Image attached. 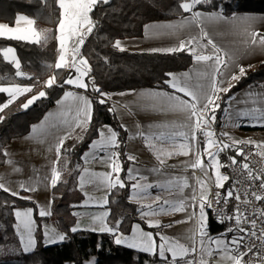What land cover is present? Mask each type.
Wrapping results in <instances>:
<instances>
[{
  "label": "trees",
  "instance_id": "1",
  "mask_svg": "<svg viewBox=\"0 0 264 264\" xmlns=\"http://www.w3.org/2000/svg\"><path fill=\"white\" fill-rule=\"evenodd\" d=\"M182 0H109L98 4L90 13L95 23L93 31L86 37L80 49V55L86 57L90 71L86 76L87 91L92 100V116L87 123V131L75 126L64 139L58 162L60 178L51 191V214L39 215L38 203L28 191H20L17 196L0 190V264H86L97 257L96 264H172L168 256L165 261L159 255H153L115 242L110 232H98L89 229L72 231L77 220L76 207L84 200L83 189L79 185L80 174L84 168V153L90 143L98 137V130L104 124L110 125L118 134L115 152L119 153L118 165L122 166L119 179L125 187L111 188L108 208V223L122 233H129L136 222L141 223L155 234L161 233L149 227L140 216L138 204L131 200L132 182L128 178L127 144L128 130L119 120L111 96L117 93L131 92L142 87L169 89L167 74L186 70L194 63V57L186 49L175 52L133 51L114 47L115 41L127 37H140L149 22L181 18L190 13L179 8ZM194 10L218 11L226 16L241 12L264 13V0H206ZM19 15L33 18L42 37L40 42L0 37V84L33 85L31 92L13 100L7 108L0 111V167L6 162V151L10 141L27 135L32 126L40 121L45 113L56 105L68 84L64 81L72 76L74 68L56 69L58 46L56 41L60 9L56 0H0V22L14 25ZM8 46L15 48L20 67L25 74L17 77L18 69L3 57L2 50ZM26 73L30 74L27 76ZM55 77V84L46 87V81ZM31 77V78H28ZM229 92L220 93L215 111V128L219 129L229 104V97L236 96L248 87L264 85V61L245 68V75ZM98 88L100 91H94ZM44 89L46 96L28 111L22 110V104L28 97ZM101 93L107 94L101 96ZM103 99L104 103H99ZM9 100L6 93H0V105ZM123 125V127H122ZM246 129H264L247 126ZM82 137V138H81ZM201 138V134H200ZM202 143V142H201ZM236 149L220 152V160L229 179L224 181L223 192L231 189L233 181L227 164L229 158L236 156ZM239 157V156H236ZM116 178V174H114ZM30 206L35 209L37 245L32 251L22 249L17 229L15 209ZM209 211V231L220 233L231 225L229 217L223 213L216 215ZM52 222L66 236L62 242L46 244L43 223ZM119 222V223H117ZM158 242L160 241L157 236ZM185 259H177L182 264Z\"/></svg>",
  "mask_w": 264,
  "mask_h": 264
},
{
  "label": "crops",
  "instance_id": "2",
  "mask_svg": "<svg viewBox=\"0 0 264 264\" xmlns=\"http://www.w3.org/2000/svg\"><path fill=\"white\" fill-rule=\"evenodd\" d=\"M202 12L211 13L208 11ZM234 15L238 18L252 17V19L232 20L231 17H233V15L226 16L223 14V16L229 18L228 23L205 21L201 27L208 33L206 38H201V31L194 26L185 27L175 32H170L162 27L167 24H176L185 17L190 16L189 14L181 18L149 22L146 24L148 27L145 26L142 36L127 37L117 40L121 41V47L123 49L146 52L152 51L153 49L177 47L180 41H186L191 37H196V42L190 47L195 48L196 54L209 55L212 49L210 45H207V40L211 39L215 45L222 50V57L226 60L228 57H231V62L228 65L229 71H225V79H230L233 73L239 75V67L245 69L258 62L264 61V47L259 44L253 46L247 43L251 39L249 33L256 32L264 35V13L241 12ZM33 25L35 31H37L35 22ZM245 29H247V32H245ZM58 35L59 32L57 28L56 41L59 57ZM28 41H34V39ZM67 48L68 52L65 59L67 62L71 63L70 42H68ZM153 52L169 53L166 51ZM79 56L82 57L80 53ZM17 58L20 63L18 54ZM78 59L79 57L77 60ZM12 63L15 65V62ZM77 67L84 68V66L79 65L78 62ZM206 70L207 75H205ZM172 74L181 78L184 77V74H188L190 83L194 88L202 87L203 89L210 88L211 76L213 75L210 62L202 61L198 63L195 60L193 65L188 69L172 72ZM26 75L30 76L28 73H26ZM75 75L76 72L74 69L72 77L74 78ZM82 79L83 82L87 84L86 77ZM170 79L171 77H169L168 80ZM217 79H219V76H217ZM232 81L233 80H231V82ZM13 85L14 84H0V87H10ZM222 86L227 87V84L225 83ZM25 87H31L33 89V85H25ZM66 92H72L74 96L65 97ZM249 92L253 94L251 97L247 95ZM156 93L167 95H155ZM173 93L179 95L181 99L190 100L189 97L185 96L183 93L175 92L171 87L169 89L142 87L131 92L117 93L111 96L117 116L129 133L127 144L128 154L129 156L135 157V161H132L128 167V170L133 169L131 173L132 178H129L128 174L129 180L132 182V185H138L135 190L132 188L131 200L138 204L140 216L148 225L149 223L158 224V226L155 227L163 228L162 236L170 240L178 241L185 247L191 248L194 246L197 249L195 253H190L185 257V261L182 264H186L188 260L193 261V264H200L201 260H203L205 264H233L229 256L236 255L237 253L234 251H216L213 244L209 243V238L214 234H210V236L204 238L205 250H202L200 243L201 237L198 235L197 231L198 223L200 222V210L195 206L199 203L200 197V185L197 180L203 179L206 182V186L210 187L212 167H207L210 164V160L203 152L204 147H202L199 130L196 131V147L201 152V159L207 167L208 176H204L200 169H192L189 166L193 159H195L192 151H190L192 141L186 138L190 137L191 132L188 128L182 127V125L187 122L186 114L177 110H172L170 107L171 102L168 97L173 95ZM6 94L10 99L9 94ZM24 94L27 93L18 95L16 99ZM258 94H264V85L259 87H248L241 90L234 97L235 99L230 101L229 110L227 109L228 115L237 119H253L255 117L254 120L257 121L256 124H264L261 122L264 118L259 117V115H240V113L244 111L251 112L252 109H264V100H261ZM76 97H86L87 100L91 102L90 111L92 116V100L87 89L79 88L74 84L68 85L56 105L50 108L45 113L44 117L33 125L38 128L35 135L33 134L32 126V129L27 135L14 138L10 141L6 148V152L8 153L6 162L0 167V181L5 183L6 187L9 189L17 193L20 191H27L20 188L21 184L35 189L34 191L28 192H30L31 196L37 201L39 212L43 210L49 213L43 217H49L51 214V191L53 187L51 186L52 166L53 162L56 160L55 149L58 140L61 137H65V135L76 126L75 122L77 120L82 122L83 113L78 112L77 107L79 106L82 108L83 101H78ZM253 101H255V103H253ZM109 128L115 131L107 124L100 127V129H105L106 133ZM139 132H143L144 136L138 135ZM180 132H184L186 134L185 137H181L179 135ZM161 133H164V139L158 138ZM145 137H151L148 143H146ZM94 140H99V136ZM182 144L188 147L181 149L180 145ZM114 148L115 147H106L103 152H100L89 146L86 150L85 153H88V155L86 157L84 156V168L79 178V185L84 192V200L75 209L77 220L74 228H78V230L96 229L93 231L101 232L99 231V227L101 224L100 218L102 217L104 225L114 229V231L110 233L114 234L115 240L122 236L125 238V241L121 244L128 246V244L132 242L133 236L139 238L142 232H151L154 236V233L151 229L146 228L139 222L133 225L129 233H122L108 223V216L110 214L108 203L111 188H109L106 183L92 177L90 174H104L111 171L109 167V157L113 153H116ZM182 151H189V155L185 156L183 154H178ZM169 153L172 154L169 155ZM158 155L160 157L159 159H157ZM101 157H103V160ZM8 160H11L12 163H7ZM161 160L164 161L163 164L160 163ZM114 162L117 163V160ZM55 167L58 171V163L55 164ZM17 168L19 171H14V169ZM85 169L88 171L85 172ZM81 177H83V179H81ZM111 179L115 182L116 178L114 174ZM185 183L188 186L185 187ZM149 185H152V187H149ZM194 191L197 195V200L195 202L191 200ZM156 197H160V200L156 201ZM105 200H107V203H104ZM165 201H167V203H165ZM181 202H183L185 210L174 211L173 208L179 207ZM161 207L164 209L163 211H161ZM29 209L32 210L30 234L24 228L21 219H18L16 216L17 211L23 213ZM104 213H108V215L104 216ZM193 213L195 214L193 215ZM15 216L22 249L24 250L28 240L31 239L33 244L29 246L28 251H24L29 252L34 250L37 245V219L35 209L30 206L17 207L15 209ZM189 216L193 217L192 220L188 219ZM43 233L46 244H54L48 242V237L52 236L54 238L55 233L65 235L48 220H45L43 223ZM155 242L157 244L156 237ZM134 249L140 250L139 248ZM207 250L215 251L209 256ZM239 251L243 252L241 248ZM166 255L171 257L169 253H166ZM243 262L245 264L247 263L245 256L243 257Z\"/></svg>",
  "mask_w": 264,
  "mask_h": 264
},
{
  "label": "snow or ice",
  "instance_id": "3",
  "mask_svg": "<svg viewBox=\"0 0 264 264\" xmlns=\"http://www.w3.org/2000/svg\"><path fill=\"white\" fill-rule=\"evenodd\" d=\"M58 8L60 9V17L58 21V32L59 35L57 37L59 41V52L60 55L58 57V61L55 64L56 69L61 68H74L76 75L73 78L72 76H69L67 80L64 81L65 84L68 85H75L82 89H87L88 85L83 82V77H86L90 71V66H88V62L85 58L80 57V48L85 43L86 37L93 31V28L95 27L94 21L90 17V13L93 11V9L100 3H108L109 0H56ZM206 2V0H182V2L179 4V8L183 10L185 13H190V16L185 17L183 20L176 24H167L163 25L162 27L169 30L170 32H175L180 29H183L185 27H196L198 28L201 33V38H206L208 36V33L203 30L201 27L205 21L209 22H224L228 23L229 18L223 16L221 12H211V13H204L202 11H193V9L196 8V6L201 5L202 3ZM210 2V0H208ZM232 20L235 19H242V20H250L252 17H236L233 15L231 17ZM21 21L26 22L28 25H32L34 22L27 17L19 16L17 17L16 23L17 25L20 24ZM148 27V26H146ZM245 32H247V29H245ZM251 39L247 42L250 45H256L259 44L262 47H264V35H261L260 33L252 32L249 33ZM0 37H7L10 39H18V40H30L34 38L33 42H40L41 39L46 40V36L42 37L41 34L34 29L30 31L29 34H25L24 30H22L19 27H10L8 24H0ZM71 41V52H72V62L69 63L66 61L65 57L68 52L67 44ZM194 42H196V37H191L187 39L186 41H180L179 45L177 47L173 48H167V49H153L152 51H166V52H175V51H183L187 49L190 54L193 55L194 60L196 62H210V66L212 68L213 75L211 76V86L208 89H203L202 87H196L190 83V78L188 77V74H184V77H176L174 74L169 73L168 76L171 77L170 80L166 81L167 84L170 85L172 89L175 90V92L183 93L185 96L189 97L188 99H181L179 95H171L168 97L170 103V107L172 110H177L180 112H183L186 114V123L182 125V127H186L190 130L191 135L190 137H186L192 141V147L190 151H192V154L194 155L195 159L191 162L189 165L192 169H200L201 172L204 174V176H208L207 167L215 168V185L219 189L224 188V181H227L229 179L228 176L222 175L219 171L220 168L225 167L226 165H223L219 162L217 157L219 156L220 152H223L226 149H232L235 148L239 144H255L254 141L248 140V141H235L232 140L231 143H224L222 140L215 139V133L214 131L208 130L204 131L203 135L206 137L205 140V148L203 149L204 154L209 158L211 163L206 167L204 161L201 159V152L196 147L197 144V136L196 131L201 129V124H210L215 122V111L220 107V105L217 103V100L220 99V93H227L229 92L235 85L231 83V80L239 81L242 76L245 75V69L243 67H239V75L231 74L230 79H225V71H229L228 65L231 62V57H228L226 60L221 55V49H219L215 43L211 40H207V45L211 46V54L209 55H203V54H196L195 48L190 47ZM114 47L120 49L123 51L124 49L121 47V41L116 40ZM14 49L12 48H5L2 50L3 57L6 61L11 60L10 62H15V67L17 69L20 68L19 61L15 58L14 55ZM79 59L77 60V58ZM77 62L80 65H83L84 68L77 67ZM25 74L17 71L16 76H24ZM205 75H207V70L205 71ZM217 76H219V79H217ZM31 78V77H28ZM56 80L55 77H50L45 83L46 87H52L55 84ZM227 84V87H223L222 85ZM31 87H20V86H14V87H0V93H8L10 99L7 103L0 105V111H2L4 108H7L9 104L13 102V100L16 99L18 95H21L23 93L31 92ZM94 91L99 92L100 90L98 88H94ZM107 94L101 93V96H106ZM155 95H167V94H161L156 93ZM248 96H252L253 94L251 92L247 93ZM260 96L261 100H264V94H258ZM46 92L40 91L38 95L32 96L30 99L27 100L25 104L22 105L24 109H27L30 105H32L36 100L45 97ZM74 94L72 92H66L65 97H72ZM78 101H83V107H77L78 112L83 113L82 122L80 120H77L76 126L80 127L83 131H87V123L91 120V102L87 100L86 97H76ZM229 99H235L233 97H229ZM105 101L101 99L99 103H104ZM255 103V101H253ZM199 105V107H198ZM259 112L260 117H264V111H261L260 109H252L251 112L244 111L241 112L240 115L248 116L253 115L255 113ZM4 117L0 116V120H3ZM262 123H264V120H261ZM123 127V125H122ZM38 131L37 126H33V134L35 135ZM138 135L144 136L143 132H139ZM179 135L181 137H185L184 132H180ZM223 137L228 138L231 140V137L228 135V133H222ZM98 136L99 140H93L90 148L97 149L100 152H103L106 147H118L117 143V136L118 134L113 131L112 129H107V133L105 129L98 130ZM67 137H61L58 140L57 147L55 149L56 151V160L53 162L52 166V177H51V186H55L60 178V172L57 171L55 164L59 162L61 159L60 151L64 144V139ZM82 138V137H81ZM159 139H164L165 135L164 133H161L158 137ZM151 137H145L146 143L150 141ZM258 148H264V144L256 145ZM181 149H184L188 147L187 145H180ZM215 148V151H212V148ZM5 156L8 155V153L5 151L3 153ZM172 153H169L171 155ZM185 156L189 155V151H182L181 153ZM257 155H261L262 158H264V152L256 153ZM88 153H85L84 156L86 157ZM251 155L244 153L243 149L237 148L236 149V156H243L245 161L248 159V156ZM236 156L230 157L231 165H236L237 160ZM119 153H113L109 157V167L111 171L109 173L104 174H97L92 173L90 174L92 177L99 179L101 182H104L107 184L109 188L116 187L119 185L120 187H125V183L119 179V172L122 170V166L116 164L114 161L118 160ZM159 155L157 156V159H159ZM103 160V157H101ZM129 161H135V157L128 156ZM7 163L11 164L12 161L8 160ZM161 164L164 163L163 160L160 161ZM241 169L247 172V178L254 183L256 180H261L260 174H253V170L250 168L248 163H242L240 165ZM14 171H19V169H14ZM85 172L88 170L85 169ZM133 172V169L128 170L129 178L131 177V173ZM113 174H116L115 182L112 181L111 177ZM83 179V177H81ZM197 182L200 185V197H199V203L195 206L199 208L200 210V222L198 224L197 231L201 237L200 243L202 246V250L204 249V238L206 233L204 232V216H205V208H211L212 207V201L208 199L207 196V186L206 182L203 179H198ZM185 187L188 186L186 183L184 185ZM138 187L137 184H133L132 188L135 190ZM149 187H152V185H149ZM260 187L264 189V180H261ZM20 188L27 190V191H34V188L26 187L25 185L21 184ZM0 190L10 192L11 195L17 196L18 193L16 191H13L6 187L5 183L0 181ZM235 193V196H234ZM245 197L248 195V190L246 189L244 192ZM251 195L255 198V200L260 201L264 200V195L257 194L256 192H252ZM235 198L238 202L241 200V195L236 191L235 186L233 188L226 190L223 200L225 203L228 202L229 199ZM221 199L220 192H217L215 194V201L216 203H219ZM160 197H156V201H159ZM191 200L195 202L197 200V195L195 191L193 192V195L191 197ZM104 203H107V200L104 201ZM167 203V201H165ZM244 203H248V200L245 199ZM150 207V206H149ZM164 209L161 207V211ZM174 211H184L183 202L180 203L179 207L173 208ZM31 212L32 210L29 209L25 212H16V216L18 219H21V223L23 224L24 228L31 233ZM49 213L41 210L39 212L40 216L48 215ZM195 213H193L194 215ZM104 216L108 215V213H104ZM261 216H264V211L260 212ZM192 216H189L188 219L192 220ZM228 219L234 220L235 224L237 225L236 231L242 232L243 235L240 236H234L230 241H224L219 238L215 240L209 239L210 244H215L216 249L220 250L224 249L225 251L229 250V246H231V251L236 252V255L229 256V259L233 262V264H242L243 257L248 255L249 253L253 254L254 258L264 260V256H261L259 252H254V245L251 247H248L245 243L246 238L251 236L255 237L256 232L254 230H249L247 228L239 227L242 223L250 224L251 229L256 228V220H248V218L245 216V213L242 212L239 208V205L234 208L233 216L229 217ZM101 224L99 227V231L101 232H113V228H108L104 225L103 218H100ZM119 223V222H117ZM158 226V224H152L149 223V227H155ZM138 227V226H137ZM78 228H73L72 231H77ZM96 230V229H93ZM234 229H228L229 232H232ZM160 238V244L157 245L155 242V237L151 232H142L139 238L133 236L132 242L128 244L129 247L132 248H139L141 251L146 253H151L153 255H159V257L165 261L168 260V256L166 253L171 254L172 257V264H176L177 259H184L187 257L190 253H195L197 249L193 246L191 248L185 247L184 245L180 244L178 241L170 240L167 237L160 236L159 233L156 234ZM260 239L264 240V229L261 230V236ZM66 239L65 235L55 233L54 238L52 236L48 237V242L50 243H57L60 241H63ZM125 241V238L120 236L116 238L115 242L117 244H121ZM33 244V241L31 239L28 240L27 245L25 246L24 250L28 251L29 246ZM241 247H245V251L240 252L239 249ZM215 250H207L208 255H212V252ZM186 264H193V261L188 260L186 261ZM200 264H205L203 260L200 261ZM251 264V262H249Z\"/></svg>",
  "mask_w": 264,
  "mask_h": 264
},
{
  "label": "built area",
  "instance_id": "4",
  "mask_svg": "<svg viewBox=\"0 0 264 264\" xmlns=\"http://www.w3.org/2000/svg\"><path fill=\"white\" fill-rule=\"evenodd\" d=\"M69 42L71 44V41ZM242 149L244 153L251 154L248 156V159L245 161L243 156H239L236 157V165H231L230 160L227 164L229 173L233 181V186H235L236 191L241 195L240 202H238L235 198H232L229 199L227 203H225L223 200L225 192H223L221 189L217 188L215 185L212 184L209 190V200L212 201V207L210 208V211L216 215H221L225 213L228 217H231L233 216L234 208L239 205L240 210L245 213V216L248 218V220H256L255 229H251L250 224L244 223L243 221L239 226L247 228L249 230H254L256 232V236L247 237L245 243L248 247L254 245V252H259L261 256H264V240L259 238L261 236V230L264 229V216L260 215V212L264 211V200L257 201L251 195L252 192L264 195V189L260 187L261 180H264V158H262L261 155L256 154L262 151L256 150L251 146L246 145L243 146ZM245 162L249 164L250 168L253 170L254 175L257 173L260 174L261 180H256L254 183H252L247 178V172L242 170L240 167V165ZM196 173L199 174L198 172ZM246 189L248 190L247 197H245L244 195ZM217 192H220L221 194V199L219 203H216L215 201V194ZM245 199L248 200V203H244ZM230 227L234 230L237 228V225L235 224L234 220H231ZM239 235H243V233L239 232ZM241 248L243 251L246 250L245 247ZM245 259L247 261V264H249V262H251V264H264V260L254 258L252 253L246 255Z\"/></svg>",
  "mask_w": 264,
  "mask_h": 264
},
{
  "label": "rangeland",
  "instance_id": "5",
  "mask_svg": "<svg viewBox=\"0 0 264 264\" xmlns=\"http://www.w3.org/2000/svg\"><path fill=\"white\" fill-rule=\"evenodd\" d=\"M22 16L27 17L28 19H30V20L33 21V18H31V17H29L27 15H22ZM0 24H7V23L0 22ZM9 26L10 27H19L22 30H24V33L25 34H29L30 31L34 29V27H33L34 25L33 24L32 25H28L24 21H21L19 25H17V23H16L15 25H9ZM37 32H39V31L37 30ZM32 39H34V38H32ZM9 47L15 50L14 47L8 46L7 48H9ZM14 55H15V58L18 60L16 50L14 51ZM10 60H11V57H10ZM81 66H83V65H81ZM18 71H20V72L23 73L21 67L18 69ZM14 86L25 87V85H21V84L20 85L19 84H14L13 86H10V87H14ZM230 101H229V103H230ZM229 107H230V104H228V106H227V109L228 110H229ZM259 109L261 111H264L263 108H259ZM228 110L225 111V115H224V118L222 120V125H221V127L219 129L215 128L214 123H210V124H207V125H205L203 123L201 124V129H199V133L201 134V138L200 139H201V142H202V147L205 148V140H206V137L203 135V132L204 131L211 130V131H214V133L216 134L215 135V139L222 140L224 143H231L232 140H235V141H248V140H251V141H254L255 142V144H239L235 148L242 149L243 146L248 145V146L253 147L256 150H259V151L264 152V148H258L256 146V145L264 144V129H246L247 126H250V127H255V126L256 127L257 126L264 127V124H256L257 121L254 120L255 117L253 119H246V118H244V119L238 118L237 119V118H234V117L228 115L229 114L228 113ZM255 115H259V117H260V113L259 112L258 113H255ZM222 133H228V135L231 137V140H229L226 137H223L221 135ZM211 150L212 151H215V148L213 147ZM217 159L221 163L220 156H218ZM210 163H211V161H210ZM215 171H216V169L215 168H212V170H211V174H212V177H211V185L212 184L215 185ZM219 171H220V173L222 175L228 176L227 173L222 170V168H220ZM207 190H208L207 191V196H208V199H209V190H210V187L207 186ZM208 210H209V208L206 207L205 208L204 221H203V223H204V232L206 233L205 237H208L211 234L210 231H209V211ZM199 213H200V211H199ZM199 215H198V217H199ZM154 228L158 229V231H161L162 230V232H163V228L162 227H154ZM228 229H232V228L229 227V228H227L226 230H224V231H222L220 233L214 234L209 239L215 240V239L219 238V239L224 240V241H230L232 239V237H234V236H240L239 235V231L233 230L232 232H229ZM151 231L154 233L153 230H151ZM162 232L160 233V236H162L161 235ZM198 235H199V233H198ZM154 236L156 237V234L155 233H154ZM156 240H157V237H156ZM160 242L161 241L158 242V240H157V244L158 245L160 244ZM213 246L216 249V245L213 244ZM230 249H231V246H229V250L228 251H231ZM216 251H218V252H220V251L227 252L224 249H220V250H216ZM96 262H97V257H93V258L87 260L86 261V264H96ZM176 264H178V263L176 262ZM242 264H245V263L242 261Z\"/></svg>",
  "mask_w": 264,
  "mask_h": 264
},
{
  "label": "water",
  "instance_id": "6",
  "mask_svg": "<svg viewBox=\"0 0 264 264\" xmlns=\"http://www.w3.org/2000/svg\"><path fill=\"white\" fill-rule=\"evenodd\" d=\"M93 29H94V28H93ZM81 47H82V46H81ZM80 49H81V48H80ZM72 55H73V54H72V52H71V56H72ZM83 58L86 59V57H83ZM86 60H87V59H86ZM71 61H72V59H71ZM40 91H45V90L42 89V90H40ZM40 91H39V92H40ZM39 92H37V93L31 95L30 97H28V98L26 99V101H25L23 104H25V103L27 102V100L30 99L32 96L38 95ZM45 92H46V91H45ZM43 98H44V97H42V98L36 100V101H35L32 105H30L27 109H24V108L21 106V107H22V110H23V111H28V110H29L30 108H32V107H33V106H34L39 100H42ZM23 104H22V105H23Z\"/></svg>",
  "mask_w": 264,
  "mask_h": 264
}]
</instances>
